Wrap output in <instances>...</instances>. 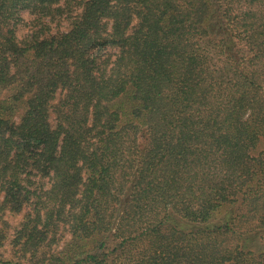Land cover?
I'll list each match as a JSON object with an SVG mask.
<instances>
[{"label":"trees","instance_id":"16d2710c","mask_svg":"<svg viewBox=\"0 0 264 264\" xmlns=\"http://www.w3.org/2000/svg\"><path fill=\"white\" fill-rule=\"evenodd\" d=\"M71 2L0 0V264H264V0H86L16 39Z\"/></svg>","mask_w":264,"mask_h":264},{"label":"rangeland","instance_id":"374dc122","mask_svg":"<svg viewBox=\"0 0 264 264\" xmlns=\"http://www.w3.org/2000/svg\"><path fill=\"white\" fill-rule=\"evenodd\" d=\"M86 0H72L70 6L67 8L66 11L62 12V14L56 13L53 18L43 17L39 24H37L36 18L37 16L29 11L25 10L22 12L23 20L21 23L18 24L17 29L15 30L16 39L18 41L29 40L32 39L33 36L39 37V39L44 37H49L52 34L66 31L69 27L70 20L74 15H78L81 12L82 5ZM136 23V18L133 19V24ZM100 60H107V63H100L102 66L108 68L113 67L114 61L116 60L118 54V48L107 46L101 48L99 51ZM59 95H57V98ZM20 119V113L17 114L16 122ZM51 124L54 125L56 123L54 119V115L51 114L50 116ZM82 177L84 180V169L82 167ZM50 184L49 178L43 179L44 187H48ZM81 185V184H80ZM79 185V190L82 186ZM79 194H77L78 196ZM22 213L19 214H12L8 211L3 215L4 221L7 223L6 231L7 237L5 240V245L0 248V253L3 254V257L10 258L11 257V246L9 244L10 239L14 233V227L16 225H20V221L22 220ZM69 234L67 231H60L58 233V237L60 238L56 245H53L52 249L59 248L63 241L68 238ZM3 251V252H2Z\"/></svg>","mask_w":264,"mask_h":264}]
</instances>
